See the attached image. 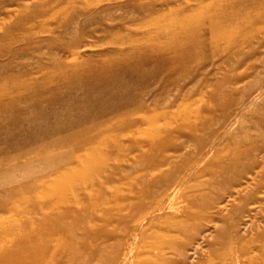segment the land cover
Wrapping results in <instances>:
<instances>
[{
    "label": "rangeland",
    "instance_id": "1",
    "mask_svg": "<svg viewBox=\"0 0 264 264\" xmlns=\"http://www.w3.org/2000/svg\"><path fill=\"white\" fill-rule=\"evenodd\" d=\"M1 250L264 264V0H0Z\"/></svg>",
    "mask_w": 264,
    "mask_h": 264
},
{
    "label": "bare ground",
    "instance_id": "2",
    "mask_svg": "<svg viewBox=\"0 0 264 264\" xmlns=\"http://www.w3.org/2000/svg\"><path fill=\"white\" fill-rule=\"evenodd\" d=\"M24 226V225H23ZM21 227V226H20ZM32 227V226H31ZM11 228V227H10ZM14 228V227H13ZM18 230V229H17ZM23 231H25L24 229H22ZM33 230V229H32ZM16 231V230H15ZM23 231H22V233H23ZM17 232V231H16ZM20 232V231H19ZM15 233V232H14ZM21 233V232H20ZM30 233H33V232H30ZM29 233V234H30ZM24 234V233H23ZM8 235H10V234H8ZM32 236V235H31ZM81 237V236H80ZM32 238H34V236H32ZM82 238V237H81ZM4 239H5V237H4ZM30 242H32V241H30ZM3 250H1L0 252H1V254H0V256L1 255H3V253H4V251L2 252ZM15 255H17L18 257H15L14 258V256ZM37 255H38V253L36 252V251H24V252H21V251H14L13 252V255H12V257L11 258H13V260H9V262H19V261H21V260H24V258H27V257H29V258H32V259H36L37 258ZM19 260V261H18ZM150 261H152V258H150ZM21 264V263H20ZM29 264H33V263H29Z\"/></svg>",
    "mask_w": 264,
    "mask_h": 264
}]
</instances>
